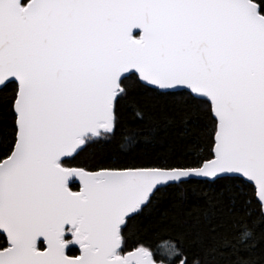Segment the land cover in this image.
Listing matches in <instances>:
<instances>
[{"label": "snow or ice", "instance_id": "obj_1", "mask_svg": "<svg viewBox=\"0 0 264 264\" xmlns=\"http://www.w3.org/2000/svg\"><path fill=\"white\" fill-rule=\"evenodd\" d=\"M0 264H264V0H0Z\"/></svg>", "mask_w": 264, "mask_h": 264}, {"label": "trees", "instance_id": "obj_2", "mask_svg": "<svg viewBox=\"0 0 264 264\" xmlns=\"http://www.w3.org/2000/svg\"><path fill=\"white\" fill-rule=\"evenodd\" d=\"M158 242L162 245L165 241L163 239H158Z\"/></svg>", "mask_w": 264, "mask_h": 264}]
</instances>
